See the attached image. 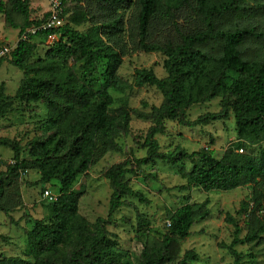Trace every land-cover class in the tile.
<instances>
[{"label":"trees","instance_id":"trees-1","mask_svg":"<svg viewBox=\"0 0 264 264\" xmlns=\"http://www.w3.org/2000/svg\"><path fill=\"white\" fill-rule=\"evenodd\" d=\"M91 1L107 10L101 23L86 30L76 29L72 23L87 19L85 12H77L64 25L40 28L29 33L27 39H23L24 33L41 27L52 10L43 20H34L31 0L0 1V12H5L10 22L13 14L23 16L20 40L10 54L0 59V65L4 58L10 57V62L24 72L15 95L5 93L4 84L0 87V117L16 111L20 104L40 102L48 111L39 121L43 136L34 137L25 148L18 140L0 137V146L9 147L14 153V164L0 174V211L10 213L11 191L30 169L40 176L42 198L48 210L28 231L23 254L1 256L0 264L173 262L176 251L173 243L187 238L197 220L210 216L208 200L168 210V230L162 243L144 245L135 263L129 250L122 248L117 235L108 229L125 201L138 198L148 202L131 184V175L136 173L131 161H120L105 173L113 188L107 218L91 222L81 212V193L74 191L79 178L104 153L120 149L118 139L128 135L132 114L139 113L130 106L126 92L144 86L156 87L163 101L145 115L152 125L141 145L147 155L136 160L139 165L157 160L183 163L190 160L193 168L184 170L183 176L187 177L188 186L206 192L252 186L250 200L243 201L238 211L248 230L246 236L240 238L243 229L230 213L225 218L235 226L234 239L227 249L234 264H245L244 256L235 247L264 242V150L255 154L229 148L220 158L208 148L189 152L177 146L164 152L157 135L164 133L168 121L199 126L221 121L232 113L239 149L264 143V54L259 53L260 45L264 44V30L250 25L244 16L252 7L246 0ZM263 7V3L257 2L255 9ZM133 8L130 32L134 45L138 50L163 55L164 77H159L152 68H137L133 81L129 82L119 72L126 46L122 40L125 14ZM166 28L170 34L164 36V41L157 39ZM52 35L56 39L48 45L44 56L35 57L39 45L35 39L44 42ZM249 41L256 45H248ZM250 50H255V55ZM230 72L237 77L229 84ZM115 92L123 95L116 97ZM214 98L221 99L220 112L204 114L194 121L186 119L193 105ZM53 181L59 183V191H52L57 199L49 201L43 194ZM136 221L137 236L145 237L151 230V219L138 212ZM197 258L198 254L189 250L178 264H191Z\"/></svg>","mask_w":264,"mask_h":264},{"label":"rangeland","instance_id":"rangeland-1","mask_svg":"<svg viewBox=\"0 0 264 264\" xmlns=\"http://www.w3.org/2000/svg\"><path fill=\"white\" fill-rule=\"evenodd\" d=\"M0 1L7 2V0ZM55 1L59 5L63 25L77 12H85L87 15L86 21L72 23V26L79 30H86L89 26L101 23L105 19L104 14L107 10L91 0H31L32 19L43 20L52 10ZM257 2L264 4V0H246L252 8L244 16L250 25H258L261 30H264V7L255 9ZM134 13V8L126 10L124 37H122L126 46L119 72L129 82L133 81L137 68H152L159 77H164L166 71L163 66V55L138 50L134 45V37L130 32ZM7 16L5 12H0V45L14 47L20 40L23 16L13 14L11 22ZM180 23L184 25L185 21L180 20ZM168 31L169 28H166L156 38L164 41V36L170 34ZM35 41L39 44L35 57L44 56L48 45L52 43L51 39L41 42L42 40L37 38ZM247 44L256 45L253 41ZM259 53L264 54V44L260 45ZM250 54L255 55V50H250ZM236 77L235 72H230L229 84ZM23 78V70L12 64L10 57L4 58L0 65V87L2 84L5 85V93L15 95ZM122 95L121 92H115L116 97ZM126 95L129 96L130 106L139 113L132 114L133 119L128 135H122L118 139L120 149L104 153L76 183L74 191L81 193L82 214L91 222H95L99 217H108L113 188L105 173L114 164L129 160L132 169L136 172L131 175V184L135 190L145 195L148 202H141L138 198L125 201L121 209L114 214L108 229L117 235L120 246L129 250L135 263L138 262L144 245L152 246L162 243L163 236L168 230L166 218L168 210H175L189 202L202 203L208 200L210 216L205 220H197L187 238L177 239L173 243L176 251L174 260L170 264H178L189 250L198 254V258L191 264H234V257L227 246L234 239L235 226L225 218L230 213L243 229L240 238L246 236L248 230L238 211L243 201L250 200L252 186L245 185L230 191L206 192L188 186V179L183 176V172L192 170L190 160L185 163L180 160L176 162L157 160L149 165H139L136 160L147 155L141 145L152 125V121L145 115L151 111L152 107L162 103L163 95L153 86L136 87L132 91L128 90ZM220 110L221 99L214 98L208 102L193 105L187 111L186 119L194 121L199 116L218 113ZM47 113L46 105L40 102L27 106L18 105L16 111L0 117V137L18 140L25 148L34 137L43 136L39 121L44 119ZM157 139L164 152L173 151L177 146L189 152L208 148L217 158H220L229 148H235L241 153L252 151L255 154L264 150V143L245 149L238 148L236 120L232 113L221 121L199 126H183L178 121H168L164 133L157 135ZM11 164H14L13 151L9 147L0 146V174L5 173L8 165ZM39 178L35 170L25 171L9 196L10 213L0 211V257L22 255L28 238L27 233L32 229L34 221L48 214L47 202L42 198L43 188ZM180 186L185 188H178ZM46 187L55 193L59 191L57 181H53ZM138 212L146 213L152 221L151 230L145 237L137 236L135 232ZM235 248L244 256L245 264H264V242L238 244Z\"/></svg>","mask_w":264,"mask_h":264},{"label":"built area","instance_id":"built-area-1","mask_svg":"<svg viewBox=\"0 0 264 264\" xmlns=\"http://www.w3.org/2000/svg\"><path fill=\"white\" fill-rule=\"evenodd\" d=\"M54 3L55 5L52 8V14L49 17V19L39 28L33 27V28L28 29L24 33L23 39H27L29 33H34L40 28H57L63 25V19L61 17V11H59V5L56 4V1ZM50 39L51 41H54L56 39V35H52ZM12 49H13L12 46H9L6 44L0 45V59L10 54ZM43 197L49 201H54L57 199V195L54 194L49 189H46L44 191Z\"/></svg>","mask_w":264,"mask_h":264}]
</instances>
